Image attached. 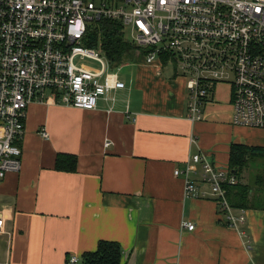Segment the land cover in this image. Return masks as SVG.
<instances>
[{
	"label": "crops",
	"instance_id": "0c3cea01",
	"mask_svg": "<svg viewBox=\"0 0 264 264\" xmlns=\"http://www.w3.org/2000/svg\"><path fill=\"white\" fill-rule=\"evenodd\" d=\"M118 78L125 87L95 109L29 105L22 169L0 182V264H67L101 239L121 243L122 264H264V210L245 208L246 222L228 225L212 196H186L174 173L200 151L226 166L233 143L264 147V129L233 124L230 84L190 120L185 79L172 70L144 61ZM58 153L76 154L77 170L55 169Z\"/></svg>",
	"mask_w": 264,
	"mask_h": 264
},
{
	"label": "built area",
	"instance_id": "2783aa9c",
	"mask_svg": "<svg viewBox=\"0 0 264 264\" xmlns=\"http://www.w3.org/2000/svg\"><path fill=\"white\" fill-rule=\"evenodd\" d=\"M102 18L123 23L145 62H155L159 71L170 66L185 79L190 120L202 119L217 86L228 83L233 124L264 129V0H0V182L22 169L30 104L90 110L112 89L125 87L117 74H105L104 52L84 44ZM87 57L101 61L103 69L76 62ZM40 134L50 137L45 127ZM192 162L200 165L209 191L191 177L198 173ZM174 173L183 175L186 196H212L228 225L246 222L245 208L228 199V186L238 182L228 165H215L200 151ZM3 224L0 212V232ZM78 262L71 256L67 264Z\"/></svg>",
	"mask_w": 264,
	"mask_h": 264
},
{
	"label": "trees",
	"instance_id": "16d2710c",
	"mask_svg": "<svg viewBox=\"0 0 264 264\" xmlns=\"http://www.w3.org/2000/svg\"><path fill=\"white\" fill-rule=\"evenodd\" d=\"M84 44L96 47L110 61L113 66H118L131 52L137 50L126 35V29L119 20L102 18L89 28ZM167 64V57L164 56ZM174 77L177 76L171 69ZM256 159V163H251ZM256 164L257 174L254 175L253 184L260 190H255L244 172L248 165ZM228 166L237 177L235 185L228 186V199L236 208H261L264 210V147L249 146L241 143H233L230 148ZM55 169L67 172H75L78 167L76 154L58 153L55 159ZM254 172V170L250 169ZM124 249L120 242L115 240H99L96 249L85 251L77 264H122Z\"/></svg>",
	"mask_w": 264,
	"mask_h": 264
},
{
	"label": "rangeland",
	"instance_id": "374dc122",
	"mask_svg": "<svg viewBox=\"0 0 264 264\" xmlns=\"http://www.w3.org/2000/svg\"><path fill=\"white\" fill-rule=\"evenodd\" d=\"M144 55L140 54L138 52H131L129 54V56L127 58H125L118 66H113L112 64L109 63L108 60H106L107 63V68L104 70L105 74H117L118 77L122 78V79H126L127 76H129L130 74L134 73L135 70H137L138 68H140V66H142L143 62H144ZM76 62L77 63H82L85 65H88L90 67L96 68V69H103V64L101 61L99 60H95L92 58H85V59H79L76 58ZM166 69V68H165ZM168 70H171L172 68L170 66H168L167 68ZM48 97L51 96V94H47ZM251 163H256V159H254L253 161H251ZM256 164L253 165H248L246 167V171L244 172V175L246 176L247 180L252 183V186L255 190L258 191V189L260 190V188L253 184L254 182V175L257 174L258 170L256 171ZM250 169L254 170L251 171Z\"/></svg>",
	"mask_w": 264,
	"mask_h": 264
},
{
	"label": "bare ground",
	"instance_id": "6f19581e",
	"mask_svg": "<svg viewBox=\"0 0 264 264\" xmlns=\"http://www.w3.org/2000/svg\"><path fill=\"white\" fill-rule=\"evenodd\" d=\"M41 130V129H40ZM4 180V179H3Z\"/></svg>",
	"mask_w": 264,
	"mask_h": 264
}]
</instances>
